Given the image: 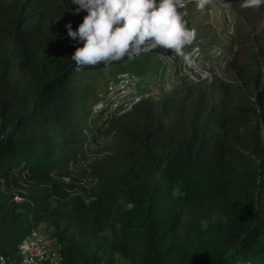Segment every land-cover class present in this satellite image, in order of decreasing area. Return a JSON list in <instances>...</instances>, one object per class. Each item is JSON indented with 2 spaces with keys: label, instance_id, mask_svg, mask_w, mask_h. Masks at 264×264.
<instances>
[{
  "label": "trees",
  "instance_id": "16d2710c",
  "mask_svg": "<svg viewBox=\"0 0 264 264\" xmlns=\"http://www.w3.org/2000/svg\"><path fill=\"white\" fill-rule=\"evenodd\" d=\"M75 8L0 0V255L18 260L43 225L61 264H264V82L251 102L222 91L204 110L186 94L157 113L138 105L114 122L119 147L90 167L93 186H80L91 84L108 65L75 70L82 45L65 25L86 15ZM168 54L111 64L164 71Z\"/></svg>",
  "mask_w": 264,
  "mask_h": 264
},
{
  "label": "rangeland",
  "instance_id": "374dc122",
  "mask_svg": "<svg viewBox=\"0 0 264 264\" xmlns=\"http://www.w3.org/2000/svg\"><path fill=\"white\" fill-rule=\"evenodd\" d=\"M194 1H202L204 5L203 8L199 4H195L197 7L191 5L187 11L188 15L195 17L194 23L189 26L196 31V38L191 44L194 50L184 58L168 54L163 59L167 65L183 61L181 66L184 71L172 75L167 72L168 67L161 71L157 70V65L144 72L135 68L128 71L133 75V84L137 83L135 88H139L137 91L144 95L142 103L153 105L156 113L166 103L173 105L183 94L202 110L213 105L222 91L235 94L238 100L251 102L258 93L259 83L264 82L261 70V66L264 67V42L257 36L264 31V6L259 9L245 8L242 0H185L186 3ZM102 68L91 84L89 111L85 115L94 118L91 126L84 128L83 134L92 141H88L87 154L79 164L84 168L82 171L87 172L80 186H93L95 180L88 174L90 167L96 160L116 153L119 147L114 138L113 125L121 118H107L106 114L95 111L94 106L100 99H107V87L115 85L121 73L127 70H123L121 64H108ZM166 76L171 89L158 82ZM39 228L49 231L43 225Z\"/></svg>",
  "mask_w": 264,
  "mask_h": 264
},
{
  "label": "clouds",
  "instance_id": "9594fccd",
  "mask_svg": "<svg viewBox=\"0 0 264 264\" xmlns=\"http://www.w3.org/2000/svg\"><path fill=\"white\" fill-rule=\"evenodd\" d=\"M71 3L76 6L74 14L86 13L76 30L71 24L65 25L67 36L76 45H82L77 46L70 56L76 71L101 63L108 65L125 57L131 60L156 49H163L166 55L170 50L173 56L182 58L194 50L191 44L196 38V31L188 26V13L183 11L185 0H71ZM203 6V3L199 4L200 8ZM242 6L259 9L264 6V0H242ZM189 45L190 49L184 52ZM182 62L169 63L167 72L172 75L181 73L184 71ZM128 71L121 73L116 83L126 73L133 77ZM135 76L140 77L136 73ZM168 78L166 76L158 82L171 89ZM107 91L111 93L110 87ZM108 98L109 95L106 100L100 99L95 103L94 110H99L98 107L108 102ZM142 102L134 105L132 111ZM87 147L88 141L83 146L86 154Z\"/></svg>",
  "mask_w": 264,
  "mask_h": 264
},
{
  "label": "bare ground",
  "instance_id": "6f19581e",
  "mask_svg": "<svg viewBox=\"0 0 264 264\" xmlns=\"http://www.w3.org/2000/svg\"><path fill=\"white\" fill-rule=\"evenodd\" d=\"M126 79L128 81L123 83V80ZM132 79V76L126 73L121 76L118 83L112 84L108 102L98 107L99 112L106 114L107 117L118 118L131 112L134 105L144 100V95L140 96V92L137 91L139 88H135L137 83L133 84ZM112 112L115 115H111ZM23 243L33 244L40 250L35 255L29 256L25 247L22 246ZM60 249L61 246L57 237L46 233L40 228H34L27 233L18 246L19 259L12 260L0 255V264H61Z\"/></svg>",
  "mask_w": 264,
  "mask_h": 264
},
{
  "label": "built area",
  "instance_id": "2783aa9c",
  "mask_svg": "<svg viewBox=\"0 0 264 264\" xmlns=\"http://www.w3.org/2000/svg\"><path fill=\"white\" fill-rule=\"evenodd\" d=\"M126 81H128V79L123 80V83H125ZM143 95L142 93H140V96ZM111 115H115L114 112H112ZM109 117V116H108ZM22 246L25 247V250L27 252V254H29V256L31 255H35L36 253L39 252L40 248H36L35 245L33 244H28V243H23Z\"/></svg>",
  "mask_w": 264,
  "mask_h": 264
}]
</instances>
